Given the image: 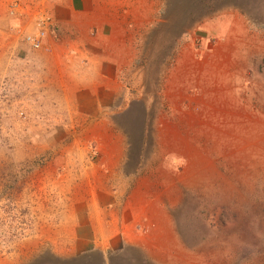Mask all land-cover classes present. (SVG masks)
<instances>
[{"label":"rangeland","instance_id":"374dc122","mask_svg":"<svg viewBox=\"0 0 264 264\" xmlns=\"http://www.w3.org/2000/svg\"><path fill=\"white\" fill-rule=\"evenodd\" d=\"M161 8L153 41L149 27L130 40L138 67L130 98L142 105L146 150L167 152L169 172L183 179L171 207L183 264H264V0ZM35 34L22 36L32 50ZM147 55L159 56L155 71ZM29 65L0 61V264L25 258L52 199L50 96Z\"/></svg>","mask_w":264,"mask_h":264},{"label":"crops","instance_id":"0c3cea01","mask_svg":"<svg viewBox=\"0 0 264 264\" xmlns=\"http://www.w3.org/2000/svg\"><path fill=\"white\" fill-rule=\"evenodd\" d=\"M162 2L0 0V61L30 64L52 112V199L17 264H183L187 246L171 211L183 179L169 172L167 152L146 150L142 105L130 98L138 80L130 40L149 27L153 41ZM38 20L44 34L32 50L22 36ZM158 57L146 56L150 70Z\"/></svg>","mask_w":264,"mask_h":264},{"label":"built area","instance_id":"2783aa9c","mask_svg":"<svg viewBox=\"0 0 264 264\" xmlns=\"http://www.w3.org/2000/svg\"><path fill=\"white\" fill-rule=\"evenodd\" d=\"M18 3H12L10 5V8L13 10L14 8L18 7ZM42 22H44V20H42ZM37 31H36V34L33 38H28L29 42H30V45L32 48L34 49H37L39 47V41H40V38H42L44 32H43V29L44 27L42 28V24H41V21H37Z\"/></svg>","mask_w":264,"mask_h":264}]
</instances>
